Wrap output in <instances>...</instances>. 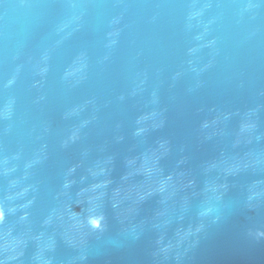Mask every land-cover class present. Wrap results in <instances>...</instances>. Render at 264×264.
Masks as SVG:
<instances>
[{
	"label": "water",
	"instance_id": "1",
	"mask_svg": "<svg viewBox=\"0 0 264 264\" xmlns=\"http://www.w3.org/2000/svg\"><path fill=\"white\" fill-rule=\"evenodd\" d=\"M0 264H264V0H0Z\"/></svg>",
	"mask_w": 264,
	"mask_h": 264
}]
</instances>
